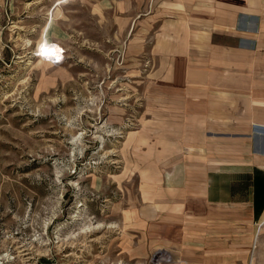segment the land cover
Here are the masks:
<instances>
[{
    "label": "rangeland",
    "instance_id": "rangeland-1",
    "mask_svg": "<svg viewBox=\"0 0 264 264\" xmlns=\"http://www.w3.org/2000/svg\"><path fill=\"white\" fill-rule=\"evenodd\" d=\"M227 2L251 0H0V264H264L263 219L208 205L186 177L169 183L170 160L232 146L163 137L151 120L169 106L153 84L156 39L180 13ZM260 53L237 115L239 97L264 102Z\"/></svg>",
    "mask_w": 264,
    "mask_h": 264
},
{
    "label": "crops",
    "instance_id": "crops-1",
    "mask_svg": "<svg viewBox=\"0 0 264 264\" xmlns=\"http://www.w3.org/2000/svg\"><path fill=\"white\" fill-rule=\"evenodd\" d=\"M256 2L243 6L227 2L222 10L212 4L206 17L198 12L191 18L180 13L178 31L161 32L152 47L156 65L151 72L157 78L153 84L161 85L166 94L158 104L169 106L163 112L154 110L151 120L163 121V137L199 136L232 146L224 159L194 158L185 164L183 159L170 160L167 167L175 175L169 183L179 185L177 177H186L193 190L200 185L208 205L242 206L253 219H263L264 225V102L239 97L244 111L237 115L235 109L236 89L250 87L251 58L260 56L264 47V0ZM236 73L246 77L242 86ZM167 144L179 146L175 140ZM169 259L163 256L157 262Z\"/></svg>",
    "mask_w": 264,
    "mask_h": 264
},
{
    "label": "built area",
    "instance_id": "built-area-1",
    "mask_svg": "<svg viewBox=\"0 0 264 264\" xmlns=\"http://www.w3.org/2000/svg\"><path fill=\"white\" fill-rule=\"evenodd\" d=\"M64 53V51L62 52V54ZM64 57V55L61 57V58H56V59H54V61L55 62H60L61 61V59Z\"/></svg>",
    "mask_w": 264,
    "mask_h": 264
},
{
    "label": "bare ground",
    "instance_id": "bare-ground-1",
    "mask_svg": "<svg viewBox=\"0 0 264 264\" xmlns=\"http://www.w3.org/2000/svg\"><path fill=\"white\" fill-rule=\"evenodd\" d=\"M51 59H55V58H54V56H53V57H51L49 60H51Z\"/></svg>",
    "mask_w": 264,
    "mask_h": 264
}]
</instances>
